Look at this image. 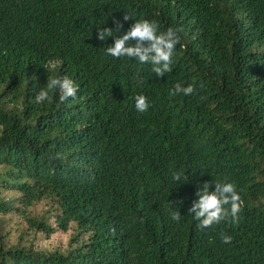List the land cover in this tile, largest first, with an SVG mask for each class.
Wrapping results in <instances>:
<instances>
[{"label": "trees", "instance_id": "trees-1", "mask_svg": "<svg viewBox=\"0 0 264 264\" xmlns=\"http://www.w3.org/2000/svg\"><path fill=\"white\" fill-rule=\"evenodd\" d=\"M116 20L113 37L179 29L172 70L106 55L97 29ZM63 76L75 100L35 101ZM211 181L236 186L238 224L188 214ZM10 216L29 236L71 231L65 249L10 243ZM0 264H264V0H0Z\"/></svg>", "mask_w": 264, "mask_h": 264}, {"label": "clouds", "instance_id": "clouds-1", "mask_svg": "<svg viewBox=\"0 0 264 264\" xmlns=\"http://www.w3.org/2000/svg\"><path fill=\"white\" fill-rule=\"evenodd\" d=\"M132 19L131 15L125 13L123 21L126 22ZM114 23L116 24L115 31L112 28L97 29L98 40L105 41L109 37L114 39L113 45L107 47L106 55L117 59L134 57L140 65H151V72L157 77H163L165 73L172 70L173 53L180 43L179 29L169 27L166 31L158 34L157 22L138 20L131 25L129 30L113 37V32L117 33L123 28L122 22L116 20ZM50 90L58 92L61 102L69 99L75 100L79 91L74 81L67 76L48 78L47 84L41 87L36 94L35 101L42 103L48 100ZM194 92V85L190 84L185 87L177 84L170 94L173 96L178 94L189 96ZM134 99L135 108L139 113L146 112L150 107L145 96L137 95ZM181 177L182 173H173V179L177 184H182L180 183ZM212 184L215 185L214 191L210 190ZM196 195L198 200L192 203L188 214H192L193 218L199 221L198 228L208 229L225 220H229L233 224L239 223V213L242 210L243 201L233 183L205 182L202 187L197 189ZM170 218L175 222H179L181 219L179 209L178 211H172ZM221 239L224 244H230L232 241V237L226 234H222Z\"/></svg>", "mask_w": 264, "mask_h": 264}, {"label": "rangeland", "instance_id": "rangeland-1", "mask_svg": "<svg viewBox=\"0 0 264 264\" xmlns=\"http://www.w3.org/2000/svg\"><path fill=\"white\" fill-rule=\"evenodd\" d=\"M44 207L45 205L43 203L36 204L29 209V213L34 215L38 214L40 210L44 209ZM5 229L8 231V241L10 243L15 244L19 237H21V239H25L26 242L30 241L33 247L43 251L65 249L68 238L71 235V231H67L66 233L55 232L47 238L40 233H36L34 236H29L25 232L26 226L20 216L6 217ZM22 231L24 233L20 236Z\"/></svg>", "mask_w": 264, "mask_h": 264}]
</instances>
